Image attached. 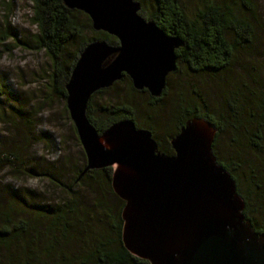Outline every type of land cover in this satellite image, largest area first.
Wrapping results in <instances>:
<instances>
[{"label": "trees", "instance_id": "16d2710c", "mask_svg": "<svg viewBox=\"0 0 264 264\" xmlns=\"http://www.w3.org/2000/svg\"><path fill=\"white\" fill-rule=\"evenodd\" d=\"M135 1L140 4V16L154 22L165 34L181 39L180 46L174 49L176 69L166 76L159 96L148 94L150 104L162 98L168 77L180 70L218 79L222 86L221 99L212 104L196 87L184 86L178 90L166 114V137L163 142L156 140L157 149L173 154L168 140L190 118H201L212 124L215 129L212 154L217 155L216 147L226 136L227 144L234 151L224 161H216L233 178L236 192L243 200L245 218L255 232L264 235V73L252 70V74H239L233 69L237 53L253 46L256 38L258 1L240 0V4L230 0L205 1L192 13L184 11L180 0H149L151 10L145 9L143 1ZM30 3L34 32L21 38L5 22L0 43L14 39L17 45L41 51L50 67V72L45 73L49 90L65 99V84L83 47L96 40L115 45L117 40L94 30L85 13L67 8L62 0H30ZM73 45V52L66 53ZM122 78L127 79L130 90H136L127 76ZM6 81V77L1 78L0 107L18 116L15 124L28 125L30 112L20 113L10 98L12 92L6 87ZM104 89L90 96L85 110L97 133L123 119H132L137 127L133 109L124 100L106 104L98 108L95 118L92 116L93 97ZM2 114L3 122L14 120L10 114L9 120ZM147 128L152 131L151 127ZM39 137L41 134H31L25 143L0 147V174L16 179L24 169L21 167L24 150L31 140ZM84 167L77 172L73 185L80 184L92 191L87 205L81 202L79 191L66 187L63 189L66 198L37 205L29 202L25 193L21 194V188L13 189L10 183L0 186V264H150L131 254L121 241L120 213L124 201L111 186L113 167L88 169L81 174ZM30 171L26 170L25 176L31 178ZM7 191L12 193L2 200Z\"/></svg>", "mask_w": 264, "mask_h": 264}, {"label": "water", "instance_id": "95a60500", "mask_svg": "<svg viewBox=\"0 0 264 264\" xmlns=\"http://www.w3.org/2000/svg\"><path fill=\"white\" fill-rule=\"evenodd\" d=\"M62 2L117 40L92 41L79 52L65 84V106L85 156L81 174L113 167L111 186L124 201L123 246L150 264H264V235L245 218L233 178L212 154V124L186 120L167 155L132 119L98 134L86 117L90 96L123 75L134 89L159 96L176 69L181 39L140 16L135 0Z\"/></svg>", "mask_w": 264, "mask_h": 264}, {"label": "rangeland", "instance_id": "374dc122", "mask_svg": "<svg viewBox=\"0 0 264 264\" xmlns=\"http://www.w3.org/2000/svg\"><path fill=\"white\" fill-rule=\"evenodd\" d=\"M140 1H143L145 9L151 10L149 0ZM205 1L211 2L212 0H180V4L184 11L192 13ZM230 1L240 4V0ZM249 1L252 2V0ZM257 1L259 17L255 24L256 38L253 46H249L244 52L241 50L237 53L233 64L234 71L239 74L245 72L252 74V70L264 73V0ZM7 3L8 7L5 5ZM30 6V0H0V31L8 23L21 38L34 32L35 28L30 22ZM243 9L247 11L246 8ZM233 11L238 13L235 8ZM89 34L88 32L85 36L88 37ZM4 42L0 43V89L2 87L1 78L6 77V87L10 93L12 92L10 98L20 113L30 112L27 115L30 122L25 126L15 124L18 116L15 117L13 111L9 109L5 111L0 107V113L3 112L2 115L7 120H9L8 114L14 119L12 122H3L0 118V147L4 148L10 143H25L31 134L39 136L41 134V137L31 140L29 147L24 150L22 173L16 179L3 173L0 174V186L10 183L13 189L21 188V194L25 193L29 202L37 205L50 204L58 199L66 198L63 192L66 187L71 191L73 189L79 191L82 196V198L79 196L81 202L87 205L92 191L83 188L80 184L78 187L73 185L77 172L86 164L85 156L69 118L65 99L50 91L47 85L45 73L50 72L47 58L41 51L17 45L14 39H7ZM74 49L75 45L66 53L73 52ZM233 78L234 76H231V79ZM167 81L166 93L158 102L150 104L148 93L141 90H130L127 79L121 78L94 95L90 107L91 114L95 118L98 108L124 100L133 109L135 121L139 126L137 128L150 131L147 127H151L154 136L152 131L150 133L154 141L163 142L168 126L166 114L171 109L178 90L184 86L196 87L205 100L210 101L209 104L221 99L222 89L220 87L222 86L218 79L194 76L187 74L185 70H180L178 73L171 74ZM233 151L234 149L227 144L226 136L222 137L216 147L215 160L222 162L226 159L225 156ZM26 170H31V178L27 177V174L25 176ZM23 189H26V192ZM9 194L8 191L3 193L2 200H6Z\"/></svg>", "mask_w": 264, "mask_h": 264}, {"label": "flooded vegetation", "instance_id": "af4514ba", "mask_svg": "<svg viewBox=\"0 0 264 264\" xmlns=\"http://www.w3.org/2000/svg\"><path fill=\"white\" fill-rule=\"evenodd\" d=\"M111 58V57H110ZM123 76H126V75H123ZM122 78V77H121Z\"/></svg>", "mask_w": 264, "mask_h": 264}]
</instances>
